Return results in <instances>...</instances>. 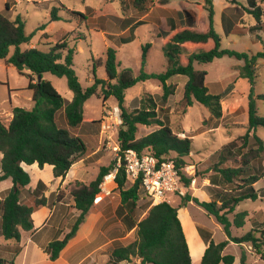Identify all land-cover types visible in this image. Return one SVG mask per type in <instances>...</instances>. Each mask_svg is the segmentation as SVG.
Returning a JSON list of instances; mask_svg holds the SVG:
<instances>
[{
  "label": "trees",
  "instance_id": "obj_1",
  "mask_svg": "<svg viewBox=\"0 0 264 264\" xmlns=\"http://www.w3.org/2000/svg\"><path fill=\"white\" fill-rule=\"evenodd\" d=\"M170 1L158 0L161 5ZM131 2L142 15L148 10V0ZM204 5L208 19V27L205 31H198L191 25L183 24L178 27L171 26L169 31L160 35L162 52L166 58V68L162 72L147 73L143 68L138 75H134L130 68H122L118 72L116 50L108 47L105 59L97 60L98 64L104 65L107 79L95 78L94 83L89 87H82L78 80L72 67L76 50L67 40L55 43L48 51L35 47L20 50V44L29 43L24 23L19 18L10 19L0 13V59L15 67L19 74L27 75V88L32 92L33 101L31 109L13 107L12 116L7 123L0 119V181L6 178L12 180V186L0 199V235L7 240L17 242L15 254L21 248L19 245L21 230L33 229L32 213L47 203L42 181H38L34 189L29 191L32 197L30 203L21 201L20 193L30 182V175L21 164L37 163L39 168H43L45 164L51 165L53 176L63 178L70 167L86 152V144L82 138L70 134L68 129L56 124V113L62 107L68 126L76 127L83 122V105L90 96L102 97L103 101L114 97L121 119L117 131L119 153L133 149L138 154L153 155L158 161L173 160L180 175L181 185L188 188L193 177L185 175L183 169L187 165L185 157L191 154L192 137L179 136V133L183 132H175L169 125L166 105L169 97L175 92V86L167 81L176 75L186 76L182 93L185 107L198 102L208 110L212 118L219 119L222 116L221 102L226 98L229 87L217 94L210 93L205 83L206 71L195 69L193 64L194 62L209 63L215 58L229 56L244 60L239 77L247 78L251 86L248 95L247 123L245 132L212 153L206 159L209 163L207 167L202 173H198V176L209 179L210 186L207 190L210 200H199L192 196L190 191H186L180 196L178 206L172 205L167 200L155 205H151L149 201L144 205L146 209L144 215L137 219L134 214L140 191L143 190L139 179L130 186H125L127 179L122 160L115 176L116 187H113L119 195L115 212L124 223L126 230H132L134 239L125 245L113 247L109 260L104 264H136L132 262V258L138 259V264H192L187 240L178 217L179 209L186 207L189 202L195 203L212 215L222 225L227 236V239L215 243L211 239L209 230L197 226L199 235L207 244L200 260L201 264H232L234 260L232 255H222L223 249L230 241L250 244L264 260V224L258 225L259 227L253 226L251 230L240 236H232L230 231L231 226L239 228L244 225L247 213L241 211L234 214L235 208L243 200L258 198L254 184L264 177V142L257 134L258 127L264 129V116L258 114L256 106V99L264 100V93L254 95L253 92L255 63L258 59H264V51L248 55L246 52L221 48L220 37L213 27L214 11L211 1L204 0ZM248 5L245 7L246 12L252 14L256 20V24L248 30L264 32L261 6L256 0H248ZM188 12L192 13V21L195 24L194 10L189 9ZM50 14L51 20L60 19L56 8H53ZM128 20L131 21V18ZM133 21L134 24L141 22V20ZM231 26L232 23H229L226 28ZM44 27L45 25H41L39 28ZM242 28L244 29L241 26L231 31L242 34L245 32ZM43 35L47 36L46 33ZM127 41L125 39L122 42ZM149 45L148 43L143 47V63ZM11 46L15 49L9 55ZM46 72L66 78L67 86L73 93L69 102L64 103L52 83L42 78ZM38 74L41 75L39 82ZM149 78L160 82L162 90L160 97L156 99L150 94H145L139 99L135 108H127L124 105L125 90L138 81ZM140 125H157L158 128L146 135L136 137ZM115 164L116 159H113L108 165H102L96 177L88 183L75 181L69 185L72 206L78 214L61 238L54 239L46 245L45 251L49 260L54 261L59 257L61 250L85 222L94 205L93 199L100 192L99 186L103 176L112 170ZM229 214H234L232 220L229 219ZM241 262H244L243 253ZM7 263L14 264V261L7 260Z\"/></svg>",
  "mask_w": 264,
  "mask_h": 264
},
{
  "label": "rangeland",
  "instance_id": "obj_2",
  "mask_svg": "<svg viewBox=\"0 0 264 264\" xmlns=\"http://www.w3.org/2000/svg\"><path fill=\"white\" fill-rule=\"evenodd\" d=\"M131 1L0 0V13L10 19L19 18L24 23V30L29 36V43L20 44V50L35 47L42 51H48L55 43L67 40L68 44L76 50L72 67L78 80L82 87H89L94 83L95 78L107 79L104 65L98 64L97 60L105 59L108 47H113L116 50V59L119 62L118 72L122 68H130L134 75H138L141 68L147 73L162 72L166 68V58L162 52V37L160 35L169 30L168 16L172 19L174 26L191 25L193 29L198 31H205L208 27L204 0H171L165 5L159 4L158 0H148L147 15L138 24H134L133 20H138L146 13L144 15L140 14L132 6ZM210 1L214 11L213 27L220 37L221 48L246 52L248 55L264 51V32L248 30L256 24L254 16L245 10V7L249 6L248 0ZM256 1L262 8V20H264V0ZM180 7L194 10L196 16L195 24L192 21V13L184 10L182 14L179 10ZM230 7H233L232 11H235L231 12V18L234 21L238 20V22H231L232 26L226 28L229 25L226 16H230L228 14ZM53 8H56L60 19L51 20L50 12ZM166 8L168 11L165 10ZM75 12L79 14H75ZM240 16L242 19L239 20ZM130 18L132 22L128 20ZM41 25H45V27L40 29ZM241 26L245 29L244 33L238 34L231 31V29L241 28ZM44 33L47 34L46 37L43 35ZM79 36L80 38H78ZM81 36L84 37L81 38ZM125 39L128 41L122 42ZM148 43L150 45L146 48L143 63V47ZM14 49V46L10 47L9 55L14 52ZM243 64V59L229 56L215 58L209 63L194 62L193 64L195 69L206 71L205 83L210 93L217 94L229 87V92L223 100L224 107L226 109L233 103L237 108V118L229 121L227 118H212L208 110L198 102H193L192 105L185 107L182 101V93L187 79L186 76L176 75L167 81V83H172L175 86V92L169 97L166 105L169 125L175 132H183L179 133V136L187 135L192 137L191 154L185 157L187 162L186 167L183 169L185 175L199 178L198 173H202L209 164L206 159L228 141L245 132V127L242 126L241 121H244L247 116L248 95L251 86L247 78L239 77V71ZM254 72V95L262 94L264 93V59L257 60ZM42 78L52 83L63 98L64 103L72 99L73 93L68 88L65 77H58L46 72ZM27 85V75L19 74L15 67L11 64H6L0 59V119L4 123L10 120L13 107L25 109L33 107L32 92L27 88ZM161 93V84L158 80L149 78L145 81H138L125 90L124 105L132 109L138 105V101L143 95L150 94L158 99ZM116 105L114 97H109L106 101H103L102 97L90 96L83 105V122L76 127L68 126L64 117L63 107L56 113V124L59 127L68 129L70 134L82 138L86 144V152L82 156L83 161L75 163L74 167L71 168L72 171L70 170L68 173V176L70 175L71 178L75 177L77 179L70 181L66 191L57 189L55 191L56 195L53 196L56 199L66 193L69 194V185L72 182L79 179L82 182H90L96 177L102 165H108L111 160L115 159L116 152L113 148L118 145L117 131L121 123L117 117L120 112L117 110ZM256 106L258 114L264 116V100L256 99ZM114 108H116L117 113ZM234 122L237 123L233 125ZM157 128V125H140L136 137L146 135ZM257 134L264 142V129L262 127L257 128ZM39 169L38 166L37 168L29 169V175L32 179L31 185H35L38 179L47 182L53 175L50 165H45V167L40 169V172ZM131 183L127 180L125 186L128 187ZM6 185L7 182H0V191L4 190ZM112 185H109V187H113ZM114 186L116 187V184ZM114 188L106 197L107 204L103 211V218L97 223L98 227H101L97 239L92 243H89V241L84 242L76 256L85 254L95 243L108 242L110 240L109 244L92 254L91 260L93 263H103L105 258L107 259V255H110L113 247L125 245L134 239L132 230H126L124 223L116 215L115 208L119 203V195ZM256 188L258 189L257 199H246L239 202L236 206L234 214L245 211L247 216L242 227H232L231 232L233 235H241L251 230L254 226L253 220H264L263 179L257 182ZM186 191H190V188H184L182 193L169 195L167 197L168 202L178 206L180 196ZM20 195H22L21 201L23 203L28 204L32 201L31 194L27 193L26 190H23ZM50 202L53 204V200L50 199ZM148 202V197L140 191V198L134 214L137 219L144 215L146 210L144 205ZM187 209L196 224L213 233L214 241L220 242L224 239L223 227L212 215L206 213L195 203L188 204ZM234 214H229L230 220L233 219ZM75 217L63 210L57 217L50 220L44 228H41L40 235L44 236L40 237V240H43V238L45 240H54L62 237L60 229L67 232ZM185 233L190 237V246L193 251L198 242L193 229L188 227L187 220ZM26 238L27 234L23 233V242L26 241ZM13 241L7 240L0 235L1 264H8L7 260H13L18 244L15 245L14 250L12 249V255L10 256L2 250L6 243H12ZM84 244L85 246H83ZM225 254L236 255L237 258H240L241 248L238 244L232 242L226 248ZM29 257L38 264H45L39 254L31 256L30 253ZM131 260L136 264L139 263L138 259L132 258ZM195 264L199 263L196 262ZM246 264H264V260L257 254L248 252Z\"/></svg>",
  "mask_w": 264,
  "mask_h": 264
},
{
  "label": "crops",
  "instance_id": "obj_3",
  "mask_svg": "<svg viewBox=\"0 0 264 264\" xmlns=\"http://www.w3.org/2000/svg\"><path fill=\"white\" fill-rule=\"evenodd\" d=\"M232 8L233 7H230L228 9L229 10L228 14H230V16L229 15L226 16V19H228L229 23H231V22L236 23V22H238V20L234 21L231 18V12H235V11H232ZM189 9L184 8V7H180L179 10L183 14L184 10H189ZM165 10H167V8ZM146 15H147V13L144 16L138 18V20L143 21L145 19ZM167 18H168L167 20H168V24H169V28H168L169 30H170L171 26L178 27V26H174L173 21L169 16ZM240 19H242L241 16H240L239 20ZM221 106H222V116L220 118H222V119L227 118L228 121L237 118V115H236L237 108L235 107V104L232 103L231 105H229L228 108L225 109L224 101H222ZM236 123L237 122H234L233 125H235ZM246 123H247V116H246V119L244 121L243 120L241 121V124L244 127H245ZM94 154H96V153H94ZM0 158H1V154H0ZM79 161H83V158H81ZM79 161H77L75 163H78ZM75 163L70 167V169L68 170V172L66 173V175L63 178L62 177H54L53 175H51V177L49 178V180H47V182H45L41 179H38V181H42L44 184V192L43 193H44V196L46 197L47 203H46V205L41 206L39 209H37L36 211H34L32 213L31 217H32V221H33V229L31 231H22L21 230V239L19 242V245L21 248H20V251L17 254H15L13 257L14 264H38V263H36V261L32 260L29 257L30 253H31V256H33L34 254L41 255L42 262L45 261V264H104L105 262H107L109 260L110 255L109 256L107 255V259L105 258L103 263H99V262L93 263V261L91 259H92V254L94 252H96L97 250H99L100 248H102L103 246H105L106 244H109L110 240L108 242H102V243H97V244L95 243L91 248H89V250H87L85 252V254L76 256L77 252L81 248L80 246L84 242L89 241V243H92V242H94V240L97 239L98 233L101 230L100 229L101 227H98L97 223L99 221H101V219L103 218V211H104L105 206L107 204V200H106L107 196L104 197L99 203L93 205V207L91 208V210L89 211V213L87 215L85 222L80 225L75 236L72 239H70L69 242L66 244V246L61 250L59 257L56 260H54V261L49 260L47 252L45 251L46 245L52 240H47V239L45 240V238H43V240H40V237L44 236V235H40V232L42 231L41 228H44L50 220H52L54 217H57V215L62 213L63 210L66 213H71L73 215V217L78 214V211L74 207H72L73 200H72V197L68 193L60 196L58 198V200L56 199V197H53L54 195H56L55 191L57 189H63L64 191H66V187H68L67 185L70 183V181L77 179L75 177L71 178L70 175L68 176L69 171L70 170L72 171L71 168L74 167ZM21 165H22L23 169L28 172V174H29L30 168H37V166H38L37 163H33L30 165L22 163ZM45 165H47V164H45ZM45 165L43 167H45ZM263 166H264V162H263ZM40 169H42V168H40ZM40 169H39V172H40ZM195 176H197V175H195ZM262 179L264 180V177L259 179L257 182H259ZM7 180H9V181H7ZM31 181H32V179L30 177L29 184L25 187V189H22L20 194L23 193V190H26L27 193H29V191H32L34 189V187L36 186L38 181L36 182L35 185L34 184L31 185L32 184ZM77 181H80V179ZM0 182H7V185L4 188V190L0 191V199H1L3 196V195L1 196V194L5 193L12 186V180L10 178H6L4 180H1ZM257 182L254 184L255 188H256ZM208 186H210V182H209V179L207 177H199V178L195 177V182L192 184V186L189 187L190 193L192 196L197 197L199 200L208 201V200H210V194L207 190ZM256 190L258 192L257 188H256ZM68 195H69V197H68ZM21 196L22 195H20V199H22ZM50 199L53 200V204L50 202ZM191 203H193V202H189L188 204H191ZM59 206H60V208H59ZM178 217L180 219V222H181V225L183 228V232H184V235H185L186 240H187L188 248L190 251L191 258H192V264H195L196 262L201 264L200 260H201V257L204 253V250H205L207 244L203 241V239L201 238V236L199 235V233L197 231V226H199V225L196 224L195 220H193L192 217L189 215L187 206L180 208V210L178 211ZM186 220L188 223V227L190 229L191 228L193 229V231L196 235V238H197L198 243H197V246L194 248L195 251H194V249L192 251V247L190 246V243L187 239L188 236L185 233V231H186ZM263 223H264L263 219L262 220H258V219L253 220L254 226H257V227H259L258 225H261ZM232 227H234V226L230 227V231H231ZM23 233L27 234V238H26L25 242H23ZM60 233H61V236H63V234L65 232L63 231V229H60ZM231 235L232 236H240V235H233L232 232H231ZM56 239H58V238H56ZM211 239L213 240V233L212 232H211ZM225 239H227L226 234H225V237L223 240H225ZM223 240H221V241H223ZM214 242L218 243L219 241H214ZM230 243H232V241H230L225 246V248L222 251V255H228V254H225V250ZM16 244H17V242H15V241H13L12 243H10V242L6 243L3 246L2 250L4 252L8 253V255L10 256V255H12V249L14 250V247ZM238 245L241 248V255H242V253L244 254V262L243 263L241 262V256H240V258H237L236 255L229 254V255H232L234 258L232 264H246V258H247L248 252H251L252 254H257L256 252H254V249L248 243H241ZM83 246H85V244ZM257 256H258V254H257ZM47 260H49V261H47ZM0 263H2V262L0 261ZM219 264H223V263H219Z\"/></svg>",
  "mask_w": 264,
  "mask_h": 264
},
{
  "label": "built area",
  "instance_id": "obj_4",
  "mask_svg": "<svg viewBox=\"0 0 264 264\" xmlns=\"http://www.w3.org/2000/svg\"><path fill=\"white\" fill-rule=\"evenodd\" d=\"M116 108L119 110L118 107ZM116 108L114 109L116 110ZM117 117L121 121L118 114ZM115 146L113 149L116 152V164L112 170L103 176L99 186L100 192L95 195L93 204L99 203L111 192L122 160L124 161L126 179L132 183L138 179L140 180V187L145 196L148 197L151 205L164 200L168 201L167 197L169 195L183 192L184 187L180 183V175L174 166L173 160L158 161L153 155L138 154L133 149H126L120 154L119 145ZM194 182L195 178L193 177L191 183ZM109 185L113 187H109Z\"/></svg>",
  "mask_w": 264,
  "mask_h": 264
},
{
  "label": "water",
  "instance_id": "obj_5",
  "mask_svg": "<svg viewBox=\"0 0 264 264\" xmlns=\"http://www.w3.org/2000/svg\"><path fill=\"white\" fill-rule=\"evenodd\" d=\"M40 80H41V75L38 74V75H37V81L39 82Z\"/></svg>",
  "mask_w": 264,
  "mask_h": 264
},
{
  "label": "bare ground",
  "instance_id": "obj_6",
  "mask_svg": "<svg viewBox=\"0 0 264 264\" xmlns=\"http://www.w3.org/2000/svg\"><path fill=\"white\" fill-rule=\"evenodd\" d=\"M187 236H188V238H187V239H188V241H189V243H190V237H189V235H188V234H187Z\"/></svg>",
  "mask_w": 264,
  "mask_h": 264
}]
</instances>
